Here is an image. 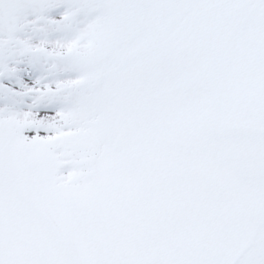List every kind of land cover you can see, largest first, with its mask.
Listing matches in <instances>:
<instances>
[{
    "label": "rangeland",
    "instance_id": "374dc122",
    "mask_svg": "<svg viewBox=\"0 0 264 264\" xmlns=\"http://www.w3.org/2000/svg\"><path fill=\"white\" fill-rule=\"evenodd\" d=\"M33 1L20 2L10 32L0 29V157L18 135L47 136L54 153L48 171L37 154L12 174L0 163V264H264V0H207L194 42L236 73L199 78L192 113L177 116L175 141L152 150L135 144L142 165L127 164L138 172L97 177L96 188L88 181L102 148L85 81L96 62L84 43L31 50L40 47L42 35L32 31L42 29L45 9ZM50 53L59 54L60 73L48 67ZM52 165L53 186L45 188ZM18 191L33 195L15 201ZM77 199L87 216L64 226L58 208Z\"/></svg>",
    "mask_w": 264,
    "mask_h": 264
},
{
    "label": "crops",
    "instance_id": "0c3cea01",
    "mask_svg": "<svg viewBox=\"0 0 264 264\" xmlns=\"http://www.w3.org/2000/svg\"><path fill=\"white\" fill-rule=\"evenodd\" d=\"M20 2L23 5L24 0H0V29L10 32L14 28L22 11ZM34 2L25 0L29 4ZM41 3L45 7L40 9L42 29L32 31L42 35L41 43L31 50L76 51L84 43L89 59L96 62L93 75L85 81H92L87 94L88 110L93 115L94 129L100 132L96 145L102 149L96 178L88 181L89 187L98 186L94 184L97 177L106 180L114 174L137 173L135 166L130 168L127 164L131 161L142 165V160L135 161L132 156L135 144L152 150L154 145L162 147L169 145L170 140L175 141L180 132L177 116L192 113L194 83L202 82L199 78L209 71H216L217 77L236 73L234 66L219 64L218 58L204 54L207 46L194 42V19L208 17L207 0H41ZM49 58L48 67L52 69L53 65L56 73H60L59 54L50 53ZM71 72L80 74L76 66ZM49 74L53 75L52 70ZM70 81L79 83V78ZM180 125L185 131L186 122L181 121ZM16 137L10 139L1 153L0 163L6 164L5 169L12 174L13 167L21 164L24 157L32 156L30 161L37 154L44 156L41 167L47 170L54 153L47 136ZM9 152L13 153L14 162ZM119 154L125 160H116ZM54 171L52 165L41 186H53ZM16 195L15 201L33 193L18 191ZM69 202L68 208L72 209L58 208L64 226L65 219L81 220L88 212L81 208L79 199ZM68 226L72 227V222Z\"/></svg>",
    "mask_w": 264,
    "mask_h": 264
}]
</instances>
